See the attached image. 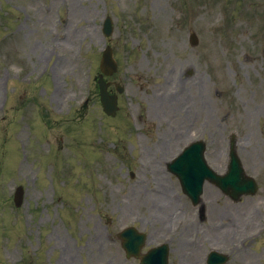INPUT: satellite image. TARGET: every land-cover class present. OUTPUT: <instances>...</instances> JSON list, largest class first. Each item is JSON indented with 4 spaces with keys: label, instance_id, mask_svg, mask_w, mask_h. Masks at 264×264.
I'll list each match as a JSON object with an SVG mask.
<instances>
[{
    "label": "rangeland",
    "instance_id": "374dc122",
    "mask_svg": "<svg viewBox=\"0 0 264 264\" xmlns=\"http://www.w3.org/2000/svg\"><path fill=\"white\" fill-rule=\"evenodd\" d=\"M106 40L120 64L111 88H124L114 118L94 86ZM4 72L17 78L7 89ZM0 117V264H138L115 237L130 224L148 245L171 238L169 264H182L203 245L165 163L188 143L203 139L221 171L235 132L264 195V0H0Z\"/></svg>",
    "mask_w": 264,
    "mask_h": 264
},
{
    "label": "flooded vegetation",
    "instance_id": "af4514ba",
    "mask_svg": "<svg viewBox=\"0 0 264 264\" xmlns=\"http://www.w3.org/2000/svg\"><path fill=\"white\" fill-rule=\"evenodd\" d=\"M204 207L206 212L205 203ZM189 210L194 223L197 225L204 223L199 220L198 214L194 213L192 208H189ZM256 213L260 214L258 210H256ZM213 216L215 217V215ZM189 226L192 230H195L193 223H190ZM258 227L259 224L257 222H246L244 224L239 223V225H235L231 229L223 227L218 231L216 229L202 228L199 240L203 247L189 251V264H205L204 249L210 243L221 247L222 251L229 253V259L226 264H264V237L260 239L262 244L259 248L256 247L258 242L257 237L253 239L248 238ZM243 237H247V239L239 243ZM247 256L254 257V260L248 259Z\"/></svg>",
    "mask_w": 264,
    "mask_h": 264
},
{
    "label": "water",
    "instance_id": "95a60500",
    "mask_svg": "<svg viewBox=\"0 0 264 264\" xmlns=\"http://www.w3.org/2000/svg\"><path fill=\"white\" fill-rule=\"evenodd\" d=\"M194 40V39H193ZM102 70L106 73H110L111 71H113L115 69V64L113 63L112 59H111V53H110V50L108 49L104 56H103V59H102ZM101 94H102V100L104 102V104L107 106V101H109V98L105 95V91H104V87L101 86ZM232 157H234L233 155H231ZM206 171H203V174H205ZM237 173V170L236 171H232V172H229L226 176H225V182L228 183V182H232V181H236L237 179L234 177V174ZM206 176L208 175L211 179H216V177L211 174V173H206L205 174ZM196 186L199 187V183L196 182ZM21 198V189H17L16 193H15V197H14V200H15V203L18 205L19 204V200ZM124 233V232H123ZM121 233V236L122 234ZM135 240V243L132 244V245H129V246H126L128 243L130 242H127V241H124L123 243V247L126 248V250L128 252H132V253H137V250H138V244L140 243V240L139 238H133ZM164 264V262H163Z\"/></svg>",
    "mask_w": 264,
    "mask_h": 264
},
{
    "label": "bare ground",
    "instance_id": "6f19581e",
    "mask_svg": "<svg viewBox=\"0 0 264 264\" xmlns=\"http://www.w3.org/2000/svg\"><path fill=\"white\" fill-rule=\"evenodd\" d=\"M173 74L174 73H172V71H168L167 75L165 77H163V79H164V82L162 84L163 88L168 85V80L172 79ZM168 95H171V94H167V90H164V92L161 93V95H159V96L162 97L164 100H170L171 98L168 97Z\"/></svg>",
    "mask_w": 264,
    "mask_h": 264
}]
</instances>
